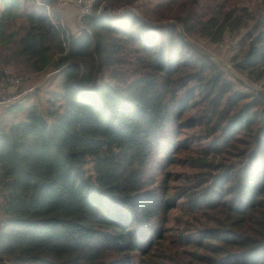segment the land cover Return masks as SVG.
<instances>
[{
    "label": "trees",
    "instance_id": "1",
    "mask_svg": "<svg viewBox=\"0 0 264 264\" xmlns=\"http://www.w3.org/2000/svg\"><path fill=\"white\" fill-rule=\"evenodd\" d=\"M4 3L0 82L64 79L0 132V264H264V0Z\"/></svg>",
    "mask_w": 264,
    "mask_h": 264
},
{
    "label": "rangeland",
    "instance_id": "2",
    "mask_svg": "<svg viewBox=\"0 0 264 264\" xmlns=\"http://www.w3.org/2000/svg\"><path fill=\"white\" fill-rule=\"evenodd\" d=\"M108 7L112 10V12H114L112 13L113 15L118 14L120 10L121 11L127 10V8H125L124 6H116V7L108 6ZM103 11H106L105 8H103ZM78 29L79 28L77 27L74 31L71 32L76 33L78 32ZM202 43L204 46H206V48H208L213 53V55L218 60H220L223 64H227V65H230L232 54L236 52L235 50H237V46L229 38L227 40H224L219 45H215V44L212 45L205 39H202ZM50 70L52 72H49ZM27 73L28 76H24L25 78L23 80L22 85L25 86L32 84L33 86L36 87L35 90L39 89L36 92V94L33 97H31V99H29L28 101H30L31 103L34 102L40 112H45L47 110V100L50 97H52L54 94H59L62 93L63 91V86H62L64 79L63 73L59 72V70L54 71L52 67L48 68V70L46 71L38 72V73H30L26 71L25 75ZM251 84L258 89L260 88V86L255 83H251ZM28 101L23 100L18 102L14 107L12 108L9 107L10 109L8 108V109L0 110V132L8 129L7 127L11 123V121L8 119L10 118L11 115L14 114L16 116V118L13 120V123H17L25 118V106L28 104ZM189 133H190V128L188 127L183 128V135L180 137V139L186 138L189 135ZM192 149H194V147L183 148L174 152V155L177 157L178 162L175 165L174 169L172 170L173 186L179 184L178 181L176 180L177 178L176 175L187 169L185 157L186 154ZM179 212H180L179 207L174 208L172 210L173 215L179 214ZM0 219H1V214H0Z\"/></svg>",
    "mask_w": 264,
    "mask_h": 264
},
{
    "label": "built area",
    "instance_id": "3",
    "mask_svg": "<svg viewBox=\"0 0 264 264\" xmlns=\"http://www.w3.org/2000/svg\"><path fill=\"white\" fill-rule=\"evenodd\" d=\"M97 0H92L91 6L88 10V14H93V8ZM107 7V8H106ZM105 8L106 12L110 14L111 17H120L123 15L124 11H119L118 14L113 15L112 10L107 6L106 3L100 5L99 13ZM98 13V14H99ZM6 74L8 77L1 81L4 84L3 89H0V110L6 109L11 105L17 104L20 101L26 100L28 96L35 92V86H22L23 78L14 75L11 69H6ZM14 87V88H13Z\"/></svg>",
    "mask_w": 264,
    "mask_h": 264
},
{
    "label": "clouds",
    "instance_id": "4",
    "mask_svg": "<svg viewBox=\"0 0 264 264\" xmlns=\"http://www.w3.org/2000/svg\"><path fill=\"white\" fill-rule=\"evenodd\" d=\"M91 3L92 0H53L50 7L59 14L60 23L69 31H74L88 14ZM3 87V82H0V89Z\"/></svg>",
    "mask_w": 264,
    "mask_h": 264
},
{
    "label": "crops",
    "instance_id": "5",
    "mask_svg": "<svg viewBox=\"0 0 264 264\" xmlns=\"http://www.w3.org/2000/svg\"><path fill=\"white\" fill-rule=\"evenodd\" d=\"M4 1H5V0H0V13H1V11L3 10V8H4V6H5ZM31 85H32V84L25 85V87H27V86H31ZM15 105H16V104L11 105L10 108L14 107ZM10 108H9V109H10ZM6 109H8V108H6ZM15 118H16V116H15L14 114L10 116V118H9L8 120H10L11 123H10V125H8L7 128H9V127L13 124V120H14Z\"/></svg>",
    "mask_w": 264,
    "mask_h": 264
},
{
    "label": "water",
    "instance_id": "6",
    "mask_svg": "<svg viewBox=\"0 0 264 264\" xmlns=\"http://www.w3.org/2000/svg\"><path fill=\"white\" fill-rule=\"evenodd\" d=\"M54 71H58V69L54 70Z\"/></svg>",
    "mask_w": 264,
    "mask_h": 264
}]
</instances>
